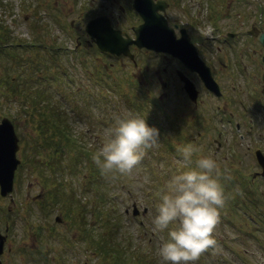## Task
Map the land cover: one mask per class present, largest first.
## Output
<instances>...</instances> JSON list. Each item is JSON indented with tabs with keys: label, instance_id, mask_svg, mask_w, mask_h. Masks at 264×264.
Here are the masks:
<instances>
[{
	"label": "rangeland",
	"instance_id": "1",
	"mask_svg": "<svg viewBox=\"0 0 264 264\" xmlns=\"http://www.w3.org/2000/svg\"><path fill=\"white\" fill-rule=\"evenodd\" d=\"M132 1L0 0V33L8 39L5 49L23 61V69H18L1 58L0 76L23 80L17 87L24 84L19 91L26 92L7 98L0 84V121L7 117L13 123L20 160L12 193L0 196V232L6 235L0 264H115L111 254L116 251L124 264H167L159 248L175 225L156 228L157 206L174 178L195 169L196 161L204 157L217 164L218 174L213 175L226 202L213 232L216 246L190 264H264V179L251 177L260 171L255 150L264 155V111L255 116L252 133L246 134L264 70L259 63L264 46L246 31L264 24V0H166L168 26L188 30L201 60L213 65L220 82L222 98L214 99L194 77L201 93L197 109L176 82L162 88L165 76L171 78L174 69H182L169 54L131 45L132 60L88 45L86 22L103 14L114 29L133 38L131 28L142 21L132 10ZM227 33L236 37L230 40ZM229 57L232 68L237 67V73L232 69L236 91L232 75L222 67ZM37 93L42 94V117L40 106L31 101ZM147 95L161 106L155 115L157 126L150 125L154 117ZM129 97L135 105H129ZM237 98L250 104L247 112ZM216 105L232 127L224 131L222 142L212 113ZM47 107L64 121L68 129L64 136L88 146L95 155L114 135L118 119H145L158 130L159 141L144 150L130 174L110 173L91 184L88 159L76 167L68 142L62 153L55 154L56 138L39 129L43 117H52ZM194 113L205 118L201 128L205 137L196 143L187 136L195 133L186 131ZM237 115L245 118L239 132L234 129ZM186 146L193 149L191 163L181 154ZM134 204L137 216L132 215Z\"/></svg>",
	"mask_w": 264,
	"mask_h": 264
},
{
	"label": "clouds",
	"instance_id": "2",
	"mask_svg": "<svg viewBox=\"0 0 264 264\" xmlns=\"http://www.w3.org/2000/svg\"><path fill=\"white\" fill-rule=\"evenodd\" d=\"M117 125L112 138L93 156L102 175L130 174L144 150L155 147L159 141L158 130L149 127L145 119H118ZM181 154L185 162L191 163L190 146L184 147ZM214 172L218 174L216 162L210 157L200 158L195 169L177 175L170 191L162 195L153 223L161 231L175 225L168 233L169 239L159 248L163 262L190 264L216 246L213 232L226 200Z\"/></svg>",
	"mask_w": 264,
	"mask_h": 264
},
{
	"label": "water",
	"instance_id": "3",
	"mask_svg": "<svg viewBox=\"0 0 264 264\" xmlns=\"http://www.w3.org/2000/svg\"><path fill=\"white\" fill-rule=\"evenodd\" d=\"M141 21L140 25L133 27L134 38L123 35L114 29L109 18L105 15L98 16L88 21L85 25V32L89 36L88 45L95 44L102 53H109L114 56H125L133 60V54L129 46L134 45L139 49L150 50L155 53H166L172 55L186 66L191 72H196L205 87L212 93L220 96L218 84L213 81L210 71L198 57L194 44L189 40L184 29H181L179 38L175 37V30L168 26V21L163 15L167 4L163 0H134L132 5ZM232 37L231 35H229ZM258 41L264 46V29L259 33ZM264 62V59H263ZM185 83L184 90L192 100L197 97L194 85L181 75ZM264 81V75L262 77ZM18 138L14 132L13 123L7 117L0 121V196L4 197L13 191L14 172L20 164L16 152L19 148ZM257 163L262 167L261 175L264 176V156L255 152ZM132 215H138L136 204L133 205ZM57 222L60 218H57ZM7 229V228H6ZM6 236L0 232V255L2 254Z\"/></svg>",
	"mask_w": 264,
	"mask_h": 264
},
{
	"label": "flooded vegetation",
	"instance_id": "4",
	"mask_svg": "<svg viewBox=\"0 0 264 264\" xmlns=\"http://www.w3.org/2000/svg\"><path fill=\"white\" fill-rule=\"evenodd\" d=\"M156 1H159V0H154V2H156ZM163 1H165L166 2V4H167V8H166V11L168 10V7H169V3H168V1H166V0H163ZM133 5V1H132V4H131V6ZM99 8V7H98ZM166 11H165V13L163 14L164 16H165V19H166ZM173 30H179V37H180V35H181V29H184L185 31H186V34H187V36L189 37V34H188V30L185 28V27H180L179 29H178V26L177 25H174L173 27ZM264 29V24L263 25H261V24H257V25H255L254 24V26H253V28L251 29V30H248V31H246V34H247V36L248 37H257L258 35H259V33L262 31ZM176 30H175V37L176 38H179V37H177L176 36ZM124 34V33H123ZM127 34V33H126ZM126 34H124V35H126ZM228 34H230V33H227L226 34V36L228 35ZM234 37H236V35H235V33H234V36H233V38L232 39H230V40H233L234 39ZM217 38V37H216ZM216 38H215V40H216ZM207 39V41H209V42H211V40L210 39H212V38H206ZM257 39H258V37H257ZM189 40H190V37H189ZM215 40L214 41H212V42H215ZM230 40H228V42L230 41ZM191 42H192V40H190ZM211 42V43H212ZM226 42V41H225ZM193 43V42H192ZM194 44V43H193ZM198 52V51H197ZM252 52H254V49L252 50ZM198 54V57H199V59L201 60V58H200V56H199V53H197ZM172 58H174L172 55H170ZM260 58V61H259V63L261 64V66H262V69H264V62H263V59H264V55H262V56H260L259 57ZM175 60H177L176 58H174ZM226 60V62L222 65V67H223V69H225L226 71H228L229 73H230V75H232L231 77H230V81H231V84H234L235 83V80H236V78H234V76H233V73L234 72H236L237 70H236V68L237 67H235V68H232L233 66H232V60L230 59V57L229 58H226L225 59ZM201 61H203V60H201ZM177 62L179 63V65H181V67H182V69H174L171 73V75H172V77L170 78L169 76L168 77H164L163 79L164 80H161L160 81V84H161V86H162V88H164V89H167V88H169V87H171V86H173L174 84V82H176V84L178 85V88H179V91H181V93H183L186 97H187V99H188V101L192 104V106H194L195 107V109H197L198 108V103H199V97H200V91H199V89H198V87H197V84L195 83L196 81L194 80V77L198 80V82H200V84H201V87H203V89L205 90V92L208 94V96H210V97H213L214 99L216 98V99H221L222 97H221V95H222V92H221V86H220V82H218V79H217V76H216V73H215V71L213 70V65H211L210 63H206L205 61H204V63H205V65L207 66V68H208V70L210 71V74H211V77H212V79H213V81L214 82H216L217 84H218V88H219V92H221V94H220V96H218V95H216L215 93H212V92H210L206 87H205V85H204V83L201 81V79H200V77H199V75L196 73V72H191L186 66H184L183 65V63L182 62H180L179 60H177ZM240 62H243L241 59H240ZM234 70V72H233V70ZM163 73H165V70L163 71ZM237 73V72H236ZM166 74V73H165ZM181 75L183 76V77H185L190 83H192L193 85H194V88H195V90H196V93H197V97H196V99L195 100H192L190 97H189V95L185 92V90H184V85H185V83L181 80ZM263 75H264V70H263V72L260 74V76H259V79L263 82V83H261V88L259 89L260 90V92H259V95H258V97L256 98L257 100V104H255V106H254V108L251 110V112H252V114H249L248 115V117H249V119H248V122H249V124H248V128H247V131H246V134L247 135H249V134H251L252 133V130L254 129V127H255V116L256 115H258L259 113H261V112H263L264 111V81L262 80V77H263ZM172 80H174V81H172ZM236 87H237V85L235 86V84H234V86H232V89L234 90V91H236ZM247 94H249V95H252L253 94V92L251 91V90H247ZM164 95V97H166L167 95H165V94H163ZM235 102H239L238 104L241 106V108H243L244 109V112H247L248 111V108H250V104H247V105H244V103L239 99V98H237V101H235ZM222 108L220 107V105H216L215 106V108H214V110H212V113L214 114V117H217L215 120H216V122H217V124L219 125V131H217V135H218V141H220V142H222V137H223V135H224V131H227L228 129L227 128H229L228 126H229V123L228 122H230V120H225V118L222 116V113H221V110ZM239 116L240 115H237V119L239 118ZM204 119L205 118H203L202 117V115L200 114V113H194L193 114V116H192V119H191V121L189 122V124H188V126H189V128L186 130V131H193L194 133H195V135H193V136H190V135H187L188 137H191V141H194V143H196L197 141H199V140H201V139H203L205 136H204V133H202L201 131V128L204 126V123H205V121H204ZM244 120H245V118L243 117V116H241V118L240 119H238L235 123H234V129L236 130V132H239V131H241L242 129H244V127H245V123H243L244 122ZM243 121V122H242ZM216 122H215V124H216ZM214 124V125H215ZM258 125V124H257ZM229 129H232V127H230ZM46 132H51V129H50V125H48V127L46 128ZM45 133V132H44ZM240 138H242V136H240ZM66 139H67V137H62V140H63V143H66ZM217 141V142H218ZM48 145H52V143H50V139H48V141L46 142ZM220 144L221 143H217V146H218V148H220L221 146H220ZM218 148H217V150H218ZM257 150V149H256ZM261 174V167H260V171L259 172H253L252 174H251V177L253 178V179H260V178H263L264 179V176H262V175H260ZM233 178H236V177H233ZM238 179H240V178H238ZM262 207H260V209H261ZM109 253H111V252H109ZM119 253H118V251H116V252H114V253H112L111 254V256L114 258V261H115V264H120V263H123L122 262V260L119 258Z\"/></svg>",
	"mask_w": 264,
	"mask_h": 264
},
{
	"label": "trees",
	"instance_id": "5",
	"mask_svg": "<svg viewBox=\"0 0 264 264\" xmlns=\"http://www.w3.org/2000/svg\"><path fill=\"white\" fill-rule=\"evenodd\" d=\"M8 43V39L5 35V33H0V59H5L6 61H10V63H14L16 65V67L18 69L22 68L23 69V61L22 59H18L20 56H18L17 53L12 54V52H7V50L5 49V45ZM52 53V52H51ZM5 69V68H4ZM30 69V68H28ZM13 79V80H12ZM14 80H18V78L16 77L14 79V77H12L11 79H9V77L7 75H2L0 76V84H3L4 87L6 89V96L7 98H9L12 95H26V92L24 90H21V93L19 91V89H21V87L24 86V84L21 87H17L18 85H21L22 81L20 79V81H14ZM19 83V84H18ZM41 93H37V97L33 98L31 101H33V105L38 104V106H40L41 109V105L43 103V100H41ZM148 96V95H147ZM129 105H135V101H133V99L131 97L127 98ZM148 104L150 106V114L154 117V119L150 122V125L152 126H157V122H156V117L155 115L158 114L157 112V108L158 106L156 105V102L153 101V99L151 97L148 96L147 98ZM41 102V103H40ZM48 111H50L51 113V119L47 120L46 117H43L44 119V123L40 124L39 129L42 128L43 129V133L46 132V128L48 127L49 124L50 125V129L51 132L53 134V137L55 138V136L58 137V141L56 143L53 144V148H54V153L56 154V152L62 153L63 152V148L65 146V143H63L62 137H64V134L67 132V128L64 127L65 123L62 119L59 118H55L54 111L52 108L47 107ZM137 110H139V112H142L141 107H138ZM39 115L42 117V115L44 116V113L42 114L41 110H38ZM118 113H121L120 111H118ZM42 114V115H41ZM110 121V118H108ZM111 122V121H110ZM66 141L69 144L70 147V151H73L75 153V155L73 156V158L71 159L72 162H74V164L76 165V167H78L82 162H83V158L88 159V163H90L89 165V171L88 174L89 175V181L91 184H94V181L99 182L101 177H106V175H102L100 170L97 168L96 164L93 162V156L95 155V152L91 150V148H87L84 146H81L79 142L73 141V138L71 136H67ZM91 177V178H90ZM88 181V183H89ZM105 251V249H104ZM103 251V252H104ZM107 252V251H106ZM143 263V261H142ZM120 264H124V263H120Z\"/></svg>",
	"mask_w": 264,
	"mask_h": 264
}]
</instances>
